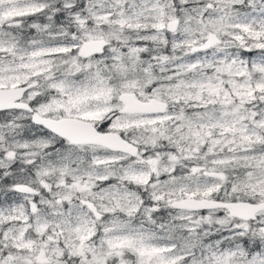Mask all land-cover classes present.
<instances>
[{"label": "snow or ice", "instance_id": "snow-or-ice-1", "mask_svg": "<svg viewBox=\"0 0 264 264\" xmlns=\"http://www.w3.org/2000/svg\"><path fill=\"white\" fill-rule=\"evenodd\" d=\"M0 264H264V0H0Z\"/></svg>", "mask_w": 264, "mask_h": 264}]
</instances>
